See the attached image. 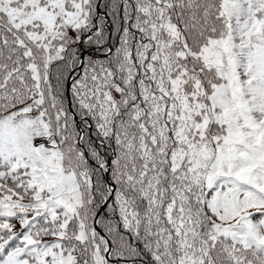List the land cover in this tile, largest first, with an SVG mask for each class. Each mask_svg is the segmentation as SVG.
Wrapping results in <instances>:
<instances>
[{"label": "snow or ice", "instance_id": "obj_1", "mask_svg": "<svg viewBox=\"0 0 264 264\" xmlns=\"http://www.w3.org/2000/svg\"><path fill=\"white\" fill-rule=\"evenodd\" d=\"M0 264H264V0H0Z\"/></svg>", "mask_w": 264, "mask_h": 264}]
</instances>
